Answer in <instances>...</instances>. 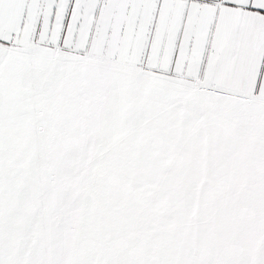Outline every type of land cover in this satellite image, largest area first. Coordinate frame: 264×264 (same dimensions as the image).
<instances>
[{
    "label": "snow or ice",
    "instance_id": "1",
    "mask_svg": "<svg viewBox=\"0 0 264 264\" xmlns=\"http://www.w3.org/2000/svg\"><path fill=\"white\" fill-rule=\"evenodd\" d=\"M0 264H264V0H0Z\"/></svg>",
    "mask_w": 264,
    "mask_h": 264
}]
</instances>
